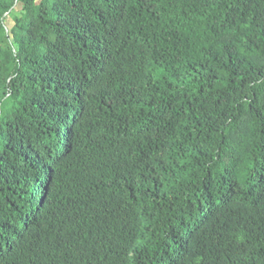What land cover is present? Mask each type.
<instances>
[{"label":"trees","instance_id":"trees-1","mask_svg":"<svg viewBox=\"0 0 264 264\" xmlns=\"http://www.w3.org/2000/svg\"><path fill=\"white\" fill-rule=\"evenodd\" d=\"M0 264H264V0H0Z\"/></svg>","mask_w":264,"mask_h":264},{"label":"rangeland","instance_id":"rangeland-1","mask_svg":"<svg viewBox=\"0 0 264 264\" xmlns=\"http://www.w3.org/2000/svg\"><path fill=\"white\" fill-rule=\"evenodd\" d=\"M19 6H16L14 9H13V13L14 14H18V10H19ZM4 23L6 24V25H10V24H12V21H11V17L9 16V15H5L4 16Z\"/></svg>","mask_w":264,"mask_h":264}]
</instances>
